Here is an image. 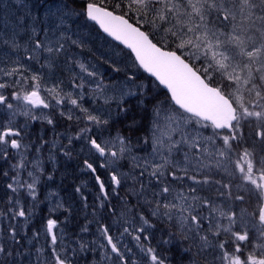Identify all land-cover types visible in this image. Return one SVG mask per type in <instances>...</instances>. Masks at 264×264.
<instances>
[{"label": "snow or ice", "instance_id": "obj_1", "mask_svg": "<svg viewBox=\"0 0 264 264\" xmlns=\"http://www.w3.org/2000/svg\"><path fill=\"white\" fill-rule=\"evenodd\" d=\"M244 9L264 21V0H0V180L7 189L0 264H91L101 254L103 264H170L165 252L183 250L190 259L193 247L210 264H264V114L241 105L243 123L235 106L223 123L194 117L129 32L223 91L197 49L203 41L202 51L238 60L230 42ZM109 46L127 49L131 67L122 68ZM140 71L162 87L165 101L150 95ZM36 124L45 128L37 132ZM58 162L92 179L94 196L74 186L71 197L89 209L82 222L60 192L44 195L56 187ZM233 172L241 178L235 185ZM43 201L49 215L36 220Z\"/></svg>", "mask_w": 264, "mask_h": 264}, {"label": "rangeland", "instance_id": "obj_2", "mask_svg": "<svg viewBox=\"0 0 264 264\" xmlns=\"http://www.w3.org/2000/svg\"><path fill=\"white\" fill-rule=\"evenodd\" d=\"M30 2L35 3V0H30ZM237 9H239V5H237ZM235 20L237 24L236 33L238 34V37L237 39L232 40L230 43L233 45V51H239L241 54L238 60H224L223 57L219 55V50L214 48H208L206 51H202V49L206 47L203 41L201 42V49H197V53L202 54L205 57V61L210 62V67L220 74V83L225 85V88L223 90L228 93L227 96L231 98L235 103L238 111V117L242 118L240 122L243 123V108L240 107L241 105L243 107L249 108L250 111H260L262 114H264V81L260 79L264 77V21L255 20V17H248L247 9H244V14L242 16L237 15ZM4 24L5 21L3 19H0V27H3ZM103 43L104 42L101 39L100 41H98L97 47H101ZM254 46L260 48V51H252ZM104 50L109 55H113L115 60L121 64L122 68L131 67L132 61L128 56L127 50L124 49L123 51H121L111 46ZM249 52H251V55H249ZM88 59L90 61L93 60L91 55H89ZM218 61L220 62L219 64L217 63ZM106 67L107 65H104L100 70L104 71ZM66 73L67 70H65V74ZM122 74L123 73H120L119 75ZM137 74L141 77L140 83L144 84L148 88H150L151 86L152 89L153 83L150 80L151 78L147 77L146 74L142 71L138 72ZM110 75L118 74L110 73ZM228 79H231L233 81L234 86L227 84ZM257 91H260V97L256 96ZM163 101L165 100L162 99L161 102ZM253 103H256L255 109L252 108ZM5 115L6 113L0 111V121L4 120ZM18 119L23 120L24 118L19 117ZM248 122H253V118L248 117ZM261 122L264 123V115H262ZM33 127L37 129V132H39L42 128H45L44 125L39 124L33 125ZM64 130L65 129L63 126H61L59 129L61 133L64 132ZM248 130L249 129L247 128L244 129V131ZM52 138V133L48 132V139L51 140ZM33 139H35V137H33ZM236 156L239 157V150H237ZM257 158V156H254L253 160H256ZM48 167L51 168L52 165L49 164ZM72 167H75L74 163ZM69 168L70 167H60L58 162L56 171V187L47 189L44 192L45 196H47L48 191H58L60 192L61 197L64 198V195L61 191V186L63 185V181L66 178V171ZM260 168L264 169V160L260 161ZM123 170L126 171L127 169ZM229 170L232 171L231 168ZM81 174L87 176L85 173ZM233 175L235 176V179L232 180V183L233 185H235L240 181L241 178L239 176H236L235 172H233ZM251 178L256 179L255 168H253L251 172ZM89 181L91 180H88L87 176V179L84 182L77 183L76 186H80L82 187V189H87L90 192ZM251 187V185H248L249 191H251ZM235 191L236 189L234 187L233 194H235ZM236 204L237 207H239V202H236ZM245 204L247 206V212L245 213L244 221H247L249 223V226H251V223L254 222L250 217V213H252L253 211V203L246 199ZM48 207H50V204L47 201H43L39 205V207L34 210L36 220L41 217H47L49 215L47 210ZM36 220H34L33 222L35 223ZM37 227H40V225L38 224ZM41 231H43L42 228ZM262 243H264V241H262ZM39 246L40 245L37 244V247ZM194 250L195 248L193 247V253L196 252V250ZM182 255L185 256L183 250ZM195 256L196 259H198L197 261L199 262V264H210V261L212 259L211 256L207 257V259H205L203 256ZM33 259L35 260V256L33 257ZM168 259L171 264V259ZM197 261H195L194 256L191 254V259H186L184 261L181 259L179 264H197Z\"/></svg>", "mask_w": 264, "mask_h": 264}, {"label": "water", "instance_id": "obj_3", "mask_svg": "<svg viewBox=\"0 0 264 264\" xmlns=\"http://www.w3.org/2000/svg\"><path fill=\"white\" fill-rule=\"evenodd\" d=\"M129 32L132 42L137 44L147 56L158 62L162 75L173 85L176 98L188 112L204 121L211 119L223 123L231 119L235 106L231 98L221 91L208 87L183 61L166 53H160L145 37L135 33V30ZM146 76L151 78L148 74ZM235 109V114L238 116L236 106Z\"/></svg>", "mask_w": 264, "mask_h": 264}, {"label": "trees", "instance_id": "obj_4", "mask_svg": "<svg viewBox=\"0 0 264 264\" xmlns=\"http://www.w3.org/2000/svg\"><path fill=\"white\" fill-rule=\"evenodd\" d=\"M150 80L153 83L152 92L150 93V95L158 97L159 101H162V99L166 100L167 97H166V94L164 93V90L162 88H157L155 82L152 79H150ZM150 88H151V86H150ZM221 92L223 94H225L224 93L225 90H223ZM138 115H142V113H140ZM141 134L144 135L143 133H141ZM3 163H4L3 161H0V164H3ZM73 169H74L73 167H70L66 171V178L63 181V185L61 186V191L64 195V198L69 199V200H71V195L74 192V186H76L77 183L84 182L87 179V176H84L83 174H81L78 169H76L75 171H73ZM5 170H7V168H5ZM77 170H78V172H77ZM88 180H91V181H89L90 182V192L94 196L95 195V189L92 187L93 182H92L91 177L88 176ZM5 181H6V178H4V180H0V203H4L6 200L5 193L7 192V189L5 187ZM8 195H11V193L9 192ZM78 201H79V196L77 195L76 200H71V203H72L73 208L78 209V215L76 216V221L82 222L85 220V217H86L89 209H87V208L81 209V206L78 204ZM90 202H91V197H90L89 203ZM76 221H74L73 224L70 225V227H75ZM159 239H160V233H157L156 234V240L154 241V243L158 242ZM165 255H166V257L171 259V264H179L181 259L183 261L186 260L184 258V256L182 255V250L179 252V255H177L176 252H174V251H168L165 253ZM192 255L194 256L195 261H197L198 259H196V256H195L196 254L192 252ZM82 264H83V262H82ZM91 264H103V257L101 255L99 256V258L92 257Z\"/></svg>", "mask_w": 264, "mask_h": 264}, {"label": "bare ground", "instance_id": "obj_5", "mask_svg": "<svg viewBox=\"0 0 264 264\" xmlns=\"http://www.w3.org/2000/svg\"><path fill=\"white\" fill-rule=\"evenodd\" d=\"M78 172V171H77ZM71 197H72V195H71ZM77 204V203H76Z\"/></svg>", "mask_w": 264, "mask_h": 264}]
</instances>
